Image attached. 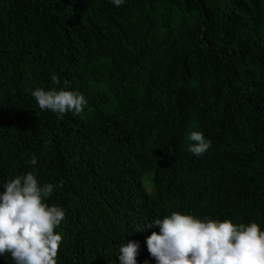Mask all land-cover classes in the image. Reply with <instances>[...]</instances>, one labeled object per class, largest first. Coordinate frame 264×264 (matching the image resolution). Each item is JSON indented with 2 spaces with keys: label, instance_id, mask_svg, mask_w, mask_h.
Segmentation results:
<instances>
[{
  "label": "trees",
  "instance_id": "obj_1",
  "mask_svg": "<svg viewBox=\"0 0 264 264\" xmlns=\"http://www.w3.org/2000/svg\"><path fill=\"white\" fill-rule=\"evenodd\" d=\"M64 81L79 115L32 96ZM30 171L63 183L57 264H120L129 241L156 264L147 225L173 212L264 231V0H0V193Z\"/></svg>",
  "mask_w": 264,
  "mask_h": 264
},
{
  "label": "clouds",
  "instance_id": "obj_2",
  "mask_svg": "<svg viewBox=\"0 0 264 264\" xmlns=\"http://www.w3.org/2000/svg\"><path fill=\"white\" fill-rule=\"evenodd\" d=\"M116 6L124 0H112ZM53 85L61 81L53 74ZM67 89L37 88L32 92L41 110L63 116L79 115L87 105L85 96ZM188 151L203 156L211 140L203 132L192 131ZM37 158H31L35 165ZM63 183L41 185L34 172L17 175L4 184L0 193V256L10 254L15 264H57L62 235L55 231L65 218L64 210L46 200ZM147 227L159 228L147 237V249L156 264H264V231L256 222L235 224L231 220L200 219L173 212L156 218ZM120 264H137L139 244L129 241L119 248ZM147 264V262H145Z\"/></svg>",
  "mask_w": 264,
  "mask_h": 264
},
{
  "label": "rangeland",
  "instance_id": "obj_3",
  "mask_svg": "<svg viewBox=\"0 0 264 264\" xmlns=\"http://www.w3.org/2000/svg\"><path fill=\"white\" fill-rule=\"evenodd\" d=\"M150 175H145L144 177H143V184H144V186H145V188H146V190L149 192V193H151L152 191H153V186H152V184H151V186L150 187H148L147 185H148V182H149V180H150ZM151 181V180H150ZM150 189V190H149Z\"/></svg>",
  "mask_w": 264,
  "mask_h": 264
}]
</instances>
